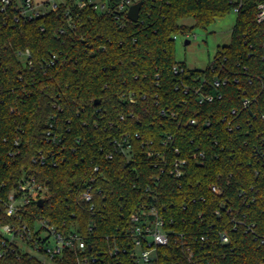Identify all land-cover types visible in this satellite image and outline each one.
Returning a JSON list of instances; mask_svg holds the SVG:
<instances>
[{"label":"trees","instance_id":"trees-1","mask_svg":"<svg viewBox=\"0 0 264 264\" xmlns=\"http://www.w3.org/2000/svg\"><path fill=\"white\" fill-rule=\"evenodd\" d=\"M9 1L0 0V264H75L65 252L44 262L26 250L35 246L28 238L21 246L2 233L26 226L35 239L40 220L84 234L99 264H134L109 252L128 246L122 235L133 216L152 206L174 232L215 239L198 245L204 264H264V24L256 0H238L230 44L204 70L180 66L175 37L207 29L237 0H139L137 23L117 11L119 0L110 13L62 0L35 18L21 15L25 0ZM215 80L226 84L216 89ZM198 90L222 97L201 103ZM243 97L252 100L245 109ZM126 142L127 153L115 152ZM197 151L205 158H192ZM181 159L182 174L170 173ZM92 176L94 207L82 199ZM22 177L46 193L9 217ZM178 251L173 240L169 259L188 264Z\"/></svg>","mask_w":264,"mask_h":264},{"label":"built area","instance_id":"built-area-1","mask_svg":"<svg viewBox=\"0 0 264 264\" xmlns=\"http://www.w3.org/2000/svg\"><path fill=\"white\" fill-rule=\"evenodd\" d=\"M102 5L99 8L96 3L91 2L90 0H78V4L80 8H83L88 4L93 5L94 10L102 13H110L111 6L110 2L112 0H101ZM240 1V0H239ZM238 0L232 7V11H235L236 14L239 13V10L242 6V2ZM3 5H8L10 3L9 0H1ZM139 0H119L117 5V11L121 14L128 15V11L130 7ZM57 5L55 4L53 8ZM42 12L36 11L32 0H25L22 5L21 15L27 16L30 18H35ZM128 19V18H127ZM256 22L258 24H264V0H256ZM177 38V37H175ZM28 52L22 54L23 57H26ZM30 64V63H29ZM179 70L175 69V73H178ZM226 82H222L220 80H215L213 85L216 89L224 86ZM199 94L200 102H213L216 97L221 98V94H204L197 91ZM252 100L248 97H243L242 99V107L248 108ZM236 114V110L232 111V115ZM264 121V115L262 116ZM226 120V119H225ZM191 125H196V120H191L189 122ZM234 122L232 120H227L228 129L231 130ZM117 149L122 153H127L131 147L128 142L124 143V145L117 144ZM176 153H179L178 149H176ZM108 159H113V154H109L107 156ZM192 158L194 159H204L205 155L201 151H197L192 154ZM264 161V155L261 156ZM186 164V160H177L173 164V169L170 173H174L176 176H180L182 174V167ZM99 171V167L96 166L93 170L94 173ZM95 178L92 176L89 179V186L82 194V199L94 207L93 204V183ZM215 193H219V190L215 187L213 188ZM46 193V189L42 186H38L33 179H26L22 177L19 181L18 191L12 193L9 196V200L7 202L6 214L7 216H13L17 211L18 207H23L28 205L32 200H37L38 197H43ZM216 215L221 216V211L217 210ZM36 225H39V229L36 228ZM167 219L165 218L164 213L158 207H145L138 214L133 216L131 221V227L128 231L124 232L122 235L123 240L128 241V246H124L122 248H115L110 252V256H117L120 252L127 253L130 255L134 264H184L179 259L170 260L167 252L172 244V241L175 240L176 248L179 250L178 252H182V256L187 259L188 264H204L201 261V253L202 249L198 247V245H202L204 243H209L214 241L213 237L208 233H198V232H190L189 236L184 233L174 232L172 229L168 227ZM254 225L248 227V230L253 231ZM40 230L48 233V237H52L55 240L54 247H48V239L42 240L40 235H38L35 239L33 237L34 231L27 228L26 226L15 228L12 225H5L2 228V233L5 237L9 239L10 242L17 241L20 238H28L29 241L33 242L35 246L29 248L31 251L35 252L44 262H51L56 257H61L65 253H69L70 257L73 256L75 259V264H99L98 262L102 258L101 254L98 253H90L91 247L88 245V239L82 233H79L76 230L69 231L68 233H62L53 226H51L46 220H40L35 224V231ZM40 232V233H41ZM39 233V234H40ZM260 238L261 242L264 244V236H257ZM218 239L223 244L229 243V238L225 233H219ZM41 248L42 252L39 250ZM87 249H89L87 251ZM167 250V251H166Z\"/></svg>","mask_w":264,"mask_h":264},{"label":"rangeland","instance_id":"rangeland-1","mask_svg":"<svg viewBox=\"0 0 264 264\" xmlns=\"http://www.w3.org/2000/svg\"><path fill=\"white\" fill-rule=\"evenodd\" d=\"M90 1L96 3L99 8L102 5L101 0ZM32 2L36 11L44 13L50 11L55 4H60L62 0H32ZM236 17V12L232 11L227 16L217 19L213 25L205 30L195 28L187 36L179 35L176 40V60L180 66L189 70H204L209 67L218 48L230 44ZM182 24L192 26L194 23L192 19H186L182 21ZM186 41H189V43L186 44ZM39 227V225H36L37 229ZM39 235L42 240L49 238L48 247H54L55 240L52 237H48V233L42 231ZM17 242L23 246L20 241ZM26 250L38 256L29 248H26Z\"/></svg>","mask_w":264,"mask_h":264},{"label":"water","instance_id":"water-1","mask_svg":"<svg viewBox=\"0 0 264 264\" xmlns=\"http://www.w3.org/2000/svg\"><path fill=\"white\" fill-rule=\"evenodd\" d=\"M142 6V1H139L138 3L132 5L128 11L127 18L129 21L137 23L139 20V15H140V10ZM189 41H186V44H188ZM43 200H39V204L42 206L43 205Z\"/></svg>","mask_w":264,"mask_h":264}]
</instances>
